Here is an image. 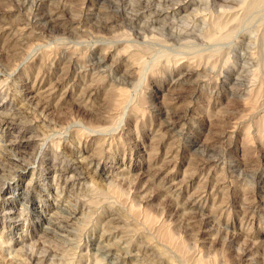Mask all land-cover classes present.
Here are the masks:
<instances>
[{
	"label": "rangeland",
	"instance_id": "1",
	"mask_svg": "<svg viewBox=\"0 0 264 264\" xmlns=\"http://www.w3.org/2000/svg\"><path fill=\"white\" fill-rule=\"evenodd\" d=\"M173 1L0 0V264H264V0Z\"/></svg>",
	"mask_w": 264,
	"mask_h": 264
},
{
	"label": "bare ground",
	"instance_id": "2",
	"mask_svg": "<svg viewBox=\"0 0 264 264\" xmlns=\"http://www.w3.org/2000/svg\"><path fill=\"white\" fill-rule=\"evenodd\" d=\"M175 1V0H174ZM173 1V2H174ZM190 1V0H189ZM221 1V0H220ZM176 2V1H175ZM179 2V1H178ZM139 3V2H138ZM141 3V2H140ZM160 3V2H159ZM158 3V4H159ZM172 3V2H171ZM191 3V2H190ZM200 3V2H199ZM216 3V2H215ZM249 3V2H248ZM264 3V2H263ZM262 3V4H263ZM151 4H152V1H151ZM168 4H170V3H168ZM198 4V3H197ZM222 4V3H221ZM261 4V3H260ZM170 5H172V4H170ZM219 5V4H218ZM226 5V4H225ZM149 6V5H148ZM207 6V5H206ZM212 6V5H211ZM216 6V5H215ZM220 6V5H219ZM260 6V5H259ZM147 7V6H146ZM182 7V6H181ZM185 7V6H184ZM253 7V6H252ZM261 7H263V6H261ZM218 8V7H217ZM236 8V7H235ZM254 8V7H253ZM158 9V8H157ZM160 9V8H159ZM200 9H202L203 10V8H200ZM199 9V10H200ZM204 9H206V8H204ZM212 9H213V7H212ZM222 9V8H221ZM252 9V8H251ZM259 9V8H258ZM202 10H200V11H202ZM226 10H228V9H226ZM234 10V9H233ZM253 10V9H252ZM198 11V10H197ZM214 11V10H213ZM219 11V10H218ZM254 11V10H253ZM173 12V11H172ZM175 12V11H174ZM177 12V11H176ZM209 12V11H208ZM223 12V11H222ZM241 12V11H240ZM257 12V11H256ZM262 12V11H261ZM264 12V11H263ZM144 13V12H143ZM174 14V13H173ZM172 14V15H173ZM184 14V13H183ZM238 14V13H237ZM240 14V13H239ZM257 14V13H256ZM210 15V14H209ZM208 15V16H209ZM236 15V14H235ZM36 16V15H35ZM165 16V15H164ZM238 16V15H237ZM240 16H241V14H240ZM264 16V15H263ZM180 17V16H179ZM233 17V16H232ZM256 17V16H255ZM40 18V17H39ZM161 18V17H160ZM251 18H252V15H251ZM186 19V18H185ZM250 19V18H249ZM255 19V18H254ZM160 20V19H159ZM187 20V19H186ZM189 20V19H188ZM192 20V19H191ZM194 20V19H193ZM240 21H241V19H239ZM261 20V19H260ZM155 21H156V19H155ZM207 21V20H206ZM206 21H204V22H206ZM254 21V20H253ZM256 21V20H255ZM185 22H188V21H185ZM211 22H213L212 20H211ZM233 22V21H232ZM247 22V21H246ZM258 22V21H257ZM262 22H263V20H262ZM166 23V22H165ZM199 23V22H198ZM237 23V22H236ZM235 23V24H236ZM255 23V22H254ZM168 25V24H167ZM172 25V24H171ZM189 25V24H188ZM213 25V24H212ZM238 25V24H237ZM251 25V24H250ZM253 25V24H252ZM254 26V25H253ZM258 26V25H257ZM171 27V26H170ZM169 27V28H170ZM174 27V26H173ZM172 27V28H173ZM180 27V26H179ZM191 27V26H190ZM236 27V26H235ZM161 28V27H160ZM165 28V27H164ZM205 28V27H204ZM212 28H213V26H212ZM229 28V27H228ZM247 28V27H246ZM192 29V28H191ZM238 29V28H237ZM241 29H243V27L241 28ZM248 29V28H247ZM217 30V29H216ZM222 30V29H221ZM245 30V29H244ZM201 31V30H200ZM226 31V30H225ZM230 31V30H229ZM239 31V30H238ZM242 31V30H241ZM261 31V30H260ZM151 32V31H150ZM207 33V32H206ZM215 33V32H214ZM232 33V32H231ZM237 33V32H236ZM252 33V32H251ZM256 33V32H255ZM225 34H227V33H225ZM230 34V33H229ZM229 34H227V35H229ZM234 34V33H233ZM243 34H245V33H243ZM178 35H179V33H178ZM226 35V36H227ZM238 35V34H237ZM262 35V34H261ZM198 36V35H197ZM206 36V35H205ZM218 36V35H217ZM252 36V35H251ZM258 37V36H257ZM259 37H260V35H259ZM211 38V37H210ZM221 38V37H220ZM231 38V37H230ZM234 38V37H233ZM27 39V38H26ZM213 39V38H212ZM221 39H223V38H221ZM188 40V39H187ZM211 40V39H210ZM227 40V39H226ZM242 40H244V39H242ZM256 40V39H255ZM260 40V39H259ZM264 40V39H263ZM180 41H182V40H180ZM194 41V40H193ZM230 41V40H229ZM228 41V42H229ZM233 41V40H232ZM240 41V40H239ZM250 41H251V39H250ZM184 42V41H183ZM183 42H182V44H183ZM190 42H191V40H190ZM221 42H223V41H221ZM236 42V41H235ZM255 42V41H254ZM188 43H189V41H188ZM193 43V42H192ZM214 43H215V41H214ZM227 43V42H226ZM250 43V42H249ZM258 43V42H257ZM261 43V42H260ZM195 44H196V42H195ZM239 44V43H238ZM220 45H222L221 43H220ZM224 45H226V44H224ZM224 45H222V46H224ZM249 45H251V44H249ZM213 46V45H212ZM235 46V45H234ZM252 46V45H251ZM253 46H255V44L253 45ZM256 46H257V44H256ZM190 47H192V46H190ZM215 47H216V45H215ZM219 47V46H218ZM218 47H217V49H218ZM249 47V46H248ZM183 48H184V46H183ZM224 48V47H223ZM245 48V47H244ZM255 48V47H254ZM261 48H263L262 46H261ZM193 49V48H192ZM195 49V48H194ZM216 49V48H215ZM225 49V48H224ZM228 49V48H227ZM253 49V48H252ZM259 49V48H258ZM214 50V49H213ZM247 50V49H246ZM182 51V50H181ZM256 51V50H255ZM258 51V50H257ZM199 52V51H198ZM210 52H212L211 50H210ZM236 52V51H235ZM253 53V52H252ZM260 53V52H259ZM221 54V53H220ZM219 54V55H220ZM242 54V53H241ZM195 55H196V53H195ZM254 55V54H253ZM169 56H171L170 54H169ZM168 56V57H169ZM246 56V55H245ZM259 57V56H258ZM188 58H190V57H188ZM187 58V59H188ZM195 58V57H194ZM254 58V57H253ZM256 58V57H255ZM259 58H261V56L259 57ZM161 59V58H160ZM163 59V58H162ZM166 59V58H165ZM171 59H173V58H171ZM186 59V60H187ZM157 60H159V59H157ZM160 61V60H159ZM158 61V62H159ZM225 61V60H224ZM165 62H167V61H165ZM210 62V61H209ZM74 63V62H73ZM156 64V63H155ZM164 64V63H163ZM166 64V63H165ZM234 65V64H233ZM229 66V65H228ZM152 67H154V66H152ZM226 68V67H225ZM229 68V67H228ZM151 70V69H150ZM248 70V69H247ZM180 71V70H179ZM242 71V70H241ZM150 72V71H149ZM185 72V71H184ZM246 72V71H245ZM103 80H105V79H103ZM89 95V94H88ZM79 99V98H78ZM84 99V98H83ZM78 102V101H77ZM253 103V102H252ZM46 105V104H45ZM46 107V106H45ZM80 107V106H79ZM78 107V108H79ZM89 107V106H88ZM35 108V107H34ZM90 110H91V108H90ZM84 112H85V110H84ZM91 112V111H90ZM97 114V113H96ZM6 118V117H5ZM4 118V119H5ZM2 120V119H1ZM12 120V119H11ZM10 120V121H11ZM10 121H8L7 120V118L5 119V120H2V123L3 124H8V123H11ZM105 121H107V120H105ZM119 122V121H118ZM105 123V122H104ZM173 126V125H172ZM103 129H107L108 127H102ZM99 129H101V128H99ZM103 129H102V131H103ZM109 129V128H108ZM101 131V132H102ZM108 131V130H107ZM48 149V148H47ZM9 152V151H8ZM7 152V153H8ZM93 158H94V156H93ZM92 159V158H91ZM205 162V161H204ZM5 164V163H4ZM28 165V164H27ZM165 165V164H164ZM7 167V166H6ZM16 167H19V166H16ZM11 168V167H10ZM14 169V168H13ZM13 171V170H12ZM15 172V171H14ZM2 176V175H1ZM72 176V175H71ZM59 177V176H58ZM72 179V178H71ZM3 181V180H2ZM66 182V181H65ZM4 184V183H3ZM74 184V183H73ZM3 187L4 186H0V195H1V190L3 189ZM205 189V188H204ZM70 194V193H69ZM201 196V195H200ZM7 204H8V201H4V200H1L0 201V209H4V208H6L7 207ZM24 207V206H23ZM23 207H22V205L21 206H19V207H16V209L14 210V211H11V210H8L6 213V217L9 219V222H10V220L11 219H13L14 218V216H13V214H15V213H17L18 212V209L21 211L22 209H23ZM13 208V207H12ZM17 210V211H16ZM20 211H19V213H20ZM70 211V210H69ZM10 212H13V214H8V213H10ZM55 212V211H54ZM75 212V211H74ZM56 213V212H55ZM69 213V212H68ZM58 214V213H57ZM63 214V213H62ZM246 214V213H245ZM64 216V215H63ZM54 220V219H53ZM12 224V223H11ZM51 224V223H50ZM9 226H10V224H9ZM13 228L15 227V225L14 224H12L11 225ZM13 228H11V229H13ZM53 232V231H52ZM162 232H164V230H162ZM62 234V233H61ZM162 235H163V237H164V240L165 239H168L167 241L169 242V239H171V233H169V230L168 231H165L164 233H161ZM55 235V234H54ZM43 239V238H42ZM13 240V239H12ZM46 240V239H45ZM42 241V240H41ZM14 242H17V240H15ZM47 242V241H46ZM172 242L174 243V240H172ZM176 242H178V240H176ZM65 243V242H64ZM57 244V243H56ZM170 244V243H169ZM175 244V243H174ZM39 245V244H38ZM37 245V246H38ZM35 246V245H34ZM33 246V247H34ZM43 246H45V245H43ZM55 246V245H54ZM178 246V245H177ZM179 246H181V245H179ZM178 246V247H179ZM36 247V246H35ZM51 247V246H50ZM57 247V246H56ZM139 247V246H138ZM31 248V247H30ZM45 248V247H44ZM112 248V247H111ZM36 249V248H35ZM38 249V248H37ZM51 249H52V247H51ZM88 249V248H87ZM177 249V248H176ZM179 249H180V247H179ZM30 250V249H29ZM45 250V249H44ZM125 250V249H124ZM145 250V249H144ZM33 251V250H32ZM41 251V250H40ZM39 251V252H40ZM50 251V250H49ZM49 251H48V253H49ZM241 251V250H240ZM34 252H35V250H34ZM44 252V251H43ZM59 252V251H58ZM97 252V251H96ZM164 252V251H163ZM22 253H25V252H22ZM110 253V252H109ZM135 253V252H134ZM33 254V253H32ZM30 255V258L32 259V260H34V261H38V260H42L41 259V257H39V256H37V255H35V254H33V255ZM43 254V253H42ZM71 254V253H70ZM242 254V253H241ZM28 255V254H27ZM39 255V254H38ZM109 255V254H108ZM58 256V255H57ZM56 256V257H57ZM55 257V258H56ZM145 257H147V254H146V256ZM52 258V257H51ZM28 261H29V259H28ZM76 262V261H75ZM27 263V262H26ZM148 263V262H147ZM161 263V262H160ZM200 263H202V262H200ZM39 264V263H38ZM51 264V263H50ZM62 264V263H61ZM65 264V263H64ZM99 264V263H98ZM104 264V263H103ZM157 264V263H156Z\"/></svg>",
	"mask_w": 264,
	"mask_h": 264
}]
</instances>
